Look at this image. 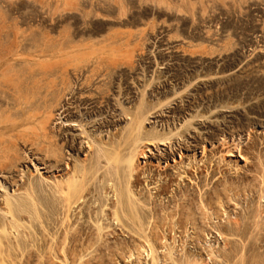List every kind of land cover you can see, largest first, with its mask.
I'll use <instances>...</instances> for the list:
<instances>
[{"label": "bare ground", "instance_id": "obj_1", "mask_svg": "<svg viewBox=\"0 0 264 264\" xmlns=\"http://www.w3.org/2000/svg\"><path fill=\"white\" fill-rule=\"evenodd\" d=\"M88 46L93 47V44L90 43ZM35 59L28 61L23 59L25 63L23 67L19 66L20 61H14L19 67H15L17 69L12 71L15 78L11 77L12 74H9V78L18 79L19 82L13 85L10 82L12 80H8L7 77L6 82L10 86L13 85L12 88L8 86L9 88L5 89L6 85L2 84L5 90L3 88L2 91L0 90V93H5L0 96V173H13L12 171L17 170L19 165L26 162L27 153L28 156H39L38 161L33 162L35 170L41 167L38 163L47 162L51 165L49 170L59 173V178L55 177L56 180H53L54 183L52 181V185L47 180L50 182L48 186V183L42 184L39 180L34 181L29 177L20 181L17 190L21 191L16 193L17 195L8 192V189L5 193L0 192V264H32L34 261L35 264H96V261L100 264L99 258L105 259L110 256L111 260L122 259L124 263L126 259L133 262L144 251L146 257L150 256L151 262H147L148 264H158L162 258H158L155 251L167 246L164 242L168 241V237L171 239L169 232L174 231V235H179V238L181 234L187 232L189 225V228L194 230V236H191L193 242H198L201 236L206 237L210 233V230L205 229L209 223L208 218L214 223L212 224L215 229L212 231L214 237L223 238L226 246L220 249L221 246L216 248L212 244L214 246L208 254L214 264H264V245L261 244L264 243V204H261L264 202V159L262 161L261 156L257 157L258 161L249 162L247 149L240 147L239 154L243 156V164H240L238 159H234L231 163L226 155L220 154L218 161L211 166L213 169L210 177L215 178L211 191L207 189L198 197L194 187L190 189V183L196 189L199 188L198 182L203 181V171L207 177L210 162L206 166V162L202 163L201 158L191 159L192 161L176 167V170L170 173L158 172L150 166L146 167L145 163L142 164V160L147 158V152L151 151L149 145L171 139V135L168 136L169 132H153L146 130L144 126L151 110H155L157 106L162 107L164 103L160 99L156 104L145 100L146 88H143V92L140 93L141 98L133 107L123 105L117 98L119 111L126 116L127 123L121 130H110L108 139L105 135L99 134L103 127L112 124L115 115L110 120H104V124L99 123L96 128L94 127L101 128L94 135L87 129L88 124L82 123L83 120L78 124L81 129L79 137H64L65 130L60 125L51 126L62 115L67 117L64 119L65 122L77 121L73 119L76 115L73 109L78 105L87 107L91 105L94 108L99 104L101 107L103 105L112 107L110 102L114 93L111 87L114 84L115 73L112 67H116L118 61L107 63L101 58L93 59L85 70L83 67L77 69L75 66L79 63L76 62L78 59L65 63L66 67L71 65L74 69L69 70L73 71L64 68L60 71L58 67L60 72L47 74L52 76L49 78L51 79L49 85L35 82V86L31 85V89L28 90L26 86L23 88L25 93L27 92L23 95L24 91L21 90L23 93L20 91V84L23 83H20L21 75H26L27 79L24 81L27 82L28 79L36 76L41 65L46 69L45 67L50 64L45 66L47 60L41 63ZM110 60L112 59L107 61ZM42 73L46 74L47 71ZM1 75L3 78V74ZM4 79H0V86ZM93 86L95 88L91 91ZM77 101L79 104L74 107L73 104ZM91 125L95 124L92 122ZM83 139L88 150L85 153L81 151ZM224 142L227 143L225 138ZM254 143L252 141L248 147H254ZM237 147L239 142L234 149H238ZM65 149L71 154L66 155ZM77 151L82 158L73 155ZM227 152L230 156H234L232 149L229 148ZM182 155L183 152H179L180 158ZM68 156H70L69 160ZM162 157L158 160L156 158V162L151 160L150 163L162 168L164 164ZM172 159L176 161V156L173 155ZM164 160L168 163L167 156ZM176 163L178 165L181 161L178 160ZM30 171L32 173V170ZM40 171L39 175H42V178L43 172L41 169ZM195 177H198L199 181H196ZM10 179L11 185L15 186L18 179ZM44 179L42 178V181ZM182 181L183 184L187 182V186L185 184L182 186ZM248 196L251 197L246 199L247 204L240 205L243 213L239 211L232 218L231 207L236 208L239 202L242 203ZM196 206L198 212L194 210ZM93 217H97L96 228L92 227L94 223L91 225L89 222ZM196 217L202 224L206 223V226L201 224L203 227L197 228L200 224H196ZM157 218H160V221ZM225 219L229 224L227 222L225 224ZM209 224L208 228L211 227ZM126 231L130 235H138L143 241L137 236V243L136 239H131V242L126 241L124 236ZM205 231L208 233L206 234ZM175 238L173 236L172 239ZM171 244H168V254H160L170 264H199V260L182 261L178 256L174 257L176 255H173V252L177 249H174L176 247L173 244V248H170ZM105 249L109 251V256L103 252ZM93 252L96 254L91 257L90 254ZM103 254L105 257L102 256ZM199 259L200 262L203 261Z\"/></svg>", "mask_w": 264, "mask_h": 264}, {"label": "rangeland", "instance_id": "obj_2", "mask_svg": "<svg viewBox=\"0 0 264 264\" xmlns=\"http://www.w3.org/2000/svg\"><path fill=\"white\" fill-rule=\"evenodd\" d=\"M90 43L93 47L88 46ZM32 58L41 63L47 60L44 65L50 64L45 67L46 69H43L41 65L42 69H38L41 72L35 73L37 77L39 76L38 78L29 76L32 78L26 82L24 81L27 79L26 75H21L20 83H23L20 84V91H24L25 86L28 90L31 89V85L34 87L35 82L48 84L51 75L59 69L60 71H63V68L74 69L71 65L66 67L65 63L74 62L77 59L76 62L79 63L75 66L77 69L83 67V70L90 65L93 59L101 58L107 63L118 61L116 67L110 65L115 71L114 84L111 87L114 93L110 102L112 107L103 104L101 107L97 104V107L92 108L91 105L88 107L78 105L77 101L73 104L74 107L78 105L73 109L76 111L73 119L77 121L65 122L64 119L67 117L62 115L51 126L60 125L65 130L64 137H79L81 129L78 124H81L83 120V124H90L86 127L94 135L101 129H95L99 123L104 124V120H110L115 115L112 124L106 128L103 127L104 129L99 134L100 136L105 135L108 139L110 130H121L127 123L126 116L119 111L117 98L123 105L133 107L137 104L135 102L141 98L140 93L143 92V88H146L144 97L147 99L144 98L145 100L152 104L161 100L165 104L162 103V107L157 106L156 111L151 110L144 126L146 130L153 132H169L168 136L171 135V139L149 145L151 151L147 152V158L142 160V164L145 163L146 167L150 166L158 172L170 173L174 172L176 167L184 166L195 158H201L202 163L206 162V166L210 162L207 177L203 171V181L198 182L201 184H198L201 188L200 192L199 188L196 189L190 183L193 185L189 186L190 189L194 187L198 197L207 189L211 191L215 181L214 177H210L213 169L211 166L218 161L220 154L226 155L231 163L234 159H238L240 164H243V156L239 152L240 149H247L246 155L249 156V162L258 161L259 159L256 160L258 156L262 157V161L264 159V0H0V79L5 78L1 82V91L4 89L2 84L6 85H4L5 89L12 88L11 86L16 82L18 84V79L11 78L13 72L19 66H24L25 59L31 60ZM109 59L112 60L107 61ZM14 61H20V65ZM10 66H13V69ZM53 67L54 70H52ZM55 67H57L56 71ZM9 74H12L10 78ZM44 76L47 80H44ZM7 77L8 80H12L10 82L13 85L10 86L6 82ZM94 86L91 91L94 90ZM26 93L24 91L23 95ZM3 94L5 93L1 92L0 96ZM92 122L95 125L92 126ZM224 138L227 143L224 142ZM252 141L255 142V146L249 148L248 145ZM238 142V149H234ZM81 145V151L87 152L84 139ZM229 148L233 150L234 156H230L227 152ZM181 151L183 152L182 158L179 157ZM65 153L66 155L71 154L67 149ZM25 155L26 162L19 165V170H14L13 173H0V192L8 191L18 194L21 191L17 190L18 186L29 177L34 181L39 180L42 184L48 183L49 186V183L51 182L52 185V181L56 180L55 177L59 176V173L49 170L51 168L49 163H38L43 172L42 178H45L43 181H50L43 182L42 175H39L40 169L35 170L33 165V162L38 161L39 156H28L27 153ZM73 155L78 156V151ZM173 155L176 156V161L172 159ZM165 156L168 157V163L164 160ZM160 157L164 163H162V168H157L153 165L154 163H150L151 160L156 162ZM178 160L181 163L176 165ZM22 171L23 173L20 174ZM10 178L18 179L15 186L11 185ZM195 179L199 181L198 177ZM186 183H184L185 186H187ZM250 197H246L242 203L239 202L236 208L231 207L232 218L239 211L243 213L240 205L245 206L246 199ZM194 208L197 211V206ZM95 218L97 217H93L94 221H96ZM93 220L90 219L89 222L91 225L94 223L92 227L96 228L98 221ZM158 220L160 221V218ZM207 220L209 223L212 222L209 218ZM199 221L201 222L200 219ZM199 221L197 218L196 224H200L197 228L203 227L202 222ZM224 222L229 224L226 219ZM208 224L206 226L203 222L202 225L210 230L209 235L205 237L201 233L204 236H201L198 242H193L191 236H194V230L189 228V225L185 235L181 234L179 238L178 234H176L178 236L174 235V231L169 232L171 239L173 236L176 238L171 240L168 237L167 244L166 241L164 242L167 246L155 251L157 257L164 259L162 255L167 253L172 242L176 247L174 249H177L173 252V255H176L174 257L178 256L182 261L185 259L199 260V264H214L208 252L214 245L216 248L221 246L220 249L226 246H224L223 238L214 237L215 234L212 232L215 230L212 225L214 223L209 224L212 228H208ZM124 236L129 242L131 239H136V242L137 237L143 241V238L136 234H127V231ZM172 244L170 248H173ZM261 244L264 245V243ZM103 252L109 256V251L105 249ZM143 253L137 258L138 260L134 259L131 262L130 259L129 261L126 259L124 263L122 259L114 261L111 260V256L109 258L103 254L105 259L99 258L98 263H150V256L148 258L145 251ZM95 254L93 252L90 255L92 257ZM199 258L203 261L200 262ZM162 259V263L159 261L158 264H170ZM32 264H35V261Z\"/></svg>", "mask_w": 264, "mask_h": 264}]
</instances>
